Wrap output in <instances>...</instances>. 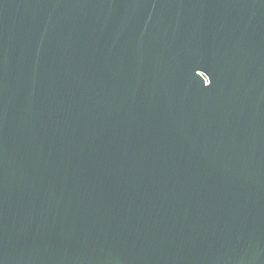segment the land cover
I'll list each match as a JSON object with an SVG mask.
<instances>
[{
	"label": "water",
	"instance_id": "95a60500",
	"mask_svg": "<svg viewBox=\"0 0 264 264\" xmlns=\"http://www.w3.org/2000/svg\"><path fill=\"white\" fill-rule=\"evenodd\" d=\"M0 264H264V0H0Z\"/></svg>",
	"mask_w": 264,
	"mask_h": 264
}]
</instances>
